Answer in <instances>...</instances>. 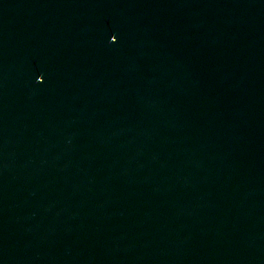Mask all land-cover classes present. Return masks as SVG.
Masks as SVG:
<instances>
[{"label": "water", "instance_id": "95a60500", "mask_svg": "<svg viewBox=\"0 0 264 264\" xmlns=\"http://www.w3.org/2000/svg\"><path fill=\"white\" fill-rule=\"evenodd\" d=\"M0 264H264V0H0Z\"/></svg>", "mask_w": 264, "mask_h": 264}]
</instances>
